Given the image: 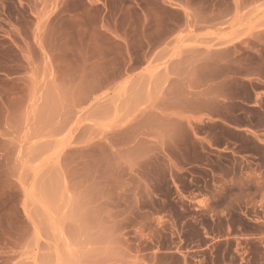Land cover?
<instances>
[{
	"label": "rangeland",
	"instance_id": "obj_1",
	"mask_svg": "<svg viewBox=\"0 0 264 264\" xmlns=\"http://www.w3.org/2000/svg\"><path fill=\"white\" fill-rule=\"evenodd\" d=\"M65 1L0 0V264H264V0H191L223 47L193 125L104 86L119 44Z\"/></svg>",
	"mask_w": 264,
	"mask_h": 264
},
{
	"label": "crops",
	"instance_id": "obj_2",
	"mask_svg": "<svg viewBox=\"0 0 264 264\" xmlns=\"http://www.w3.org/2000/svg\"><path fill=\"white\" fill-rule=\"evenodd\" d=\"M146 2L67 0L65 4L75 7L69 12L73 20L97 15V32L105 36L109 43L119 44V51L111 50L109 53L121 58L122 67L112 81L103 85L125 87L122 100L125 106L150 102L154 108L157 106L160 109L161 104H167L170 112L167 118L175 122L183 120L184 125L199 124L208 118L217 121L218 118L210 116L201 104L221 101L210 94L217 80L209 82L207 75L209 60L223 47L208 49V43L215 42V38H209L207 24L192 15L191 0H157L158 16L152 22L151 39L147 38L144 34L149 23ZM113 4L119 6L114 16L116 24L125 21L120 30L107 25ZM162 26L167 27L163 34ZM135 30L143 33L139 41L141 46L137 48L133 46L134 38L131 37V32ZM228 45H233V41ZM134 59L139 63L132 65ZM230 80L237 86L241 83L238 77H231ZM255 94L256 91L253 96ZM250 106L254 107L253 104ZM197 135L200 137L198 143L192 142L191 145L201 148L203 136L200 133Z\"/></svg>",
	"mask_w": 264,
	"mask_h": 264
}]
</instances>
